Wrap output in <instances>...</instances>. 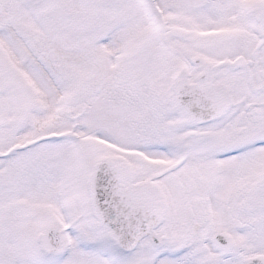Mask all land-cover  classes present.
Listing matches in <instances>:
<instances>
[{
	"label": "snow or ice",
	"instance_id": "snow-or-ice-1",
	"mask_svg": "<svg viewBox=\"0 0 264 264\" xmlns=\"http://www.w3.org/2000/svg\"><path fill=\"white\" fill-rule=\"evenodd\" d=\"M0 264H264V0H0Z\"/></svg>",
	"mask_w": 264,
	"mask_h": 264
}]
</instances>
